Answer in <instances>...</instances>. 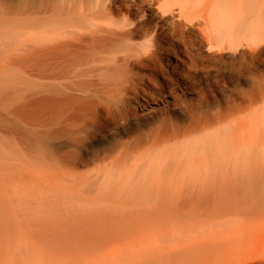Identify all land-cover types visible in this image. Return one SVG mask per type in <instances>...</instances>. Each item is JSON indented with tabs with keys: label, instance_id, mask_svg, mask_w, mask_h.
Segmentation results:
<instances>
[{
	"label": "bare ground",
	"instance_id": "bare-ground-1",
	"mask_svg": "<svg viewBox=\"0 0 264 264\" xmlns=\"http://www.w3.org/2000/svg\"><path fill=\"white\" fill-rule=\"evenodd\" d=\"M262 209L264 0H0V264H221L188 226Z\"/></svg>",
	"mask_w": 264,
	"mask_h": 264
},
{
	"label": "rangeland",
	"instance_id": "rangeland-1",
	"mask_svg": "<svg viewBox=\"0 0 264 264\" xmlns=\"http://www.w3.org/2000/svg\"><path fill=\"white\" fill-rule=\"evenodd\" d=\"M233 214L234 215H238V216H234ZM226 215H224L225 218H224V216L223 217L221 216L220 219H215L217 217H215L214 219L211 218L210 221L213 220V223L211 222L212 226H211V224H208V226H207L206 220L204 222L200 221V222H202L204 224V226H202L201 230L204 227L206 232H205L204 229H203L204 231L202 230L203 232L199 231L200 230L199 227H201V225H203L202 223L196 222L194 224H191V226L193 225V227L191 228L192 232L189 231L191 226H188L189 228L187 229L186 235L188 236V234H189L190 236H194V235L195 236H200V235H203V234H207V232L209 233L210 230L213 231L215 229L218 230V229L222 228L223 229V230L221 229L222 232L220 230L218 232L226 233V232L230 231V233H231L230 236H231L232 240H227V238H225V241L221 245L219 250H214L213 249V250H210V251L207 252L209 254V256H211V257H219V260L221 261V264H237V263L238 264H242V263L243 264H264V227L260 231L254 232L253 229H251V226H250L251 222L248 219L245 220L246 216H247V218H249V215H247V214H242L241 215L240 213H238L236 211H234V212L232 211L231 213H228ZM228 215H229L231 220L229 219ZM240 215H241V218H240ZM221 219L223 220V222H222ZM226 219H227V221L225 222ZM228 219L230 220V222H228ZM214 220H216V221L219 220V221H221L222 225L223 224L224 225L222 226V225L216 224L215 223L216 221L214 222ZM234 220H236V221H234ZM259 220L264 221V209H262L260 211ZM207 221H209V220H207ZM210 221H209V223H210ZM231 221H232V223H231ZM240 221H241V223L243 222L241 227H244L243 228L244 235H242L243 237L238 236L239 234L236 231V229H237L236 225ZM236 222H238V223L235 225ZM217 223H219V222L217 221ZM225 223H227L226 226H225ZM195 224H198V225L196 226ZM199 224H201V225H199ZM213 225H214V227H213ZM205 226H207V227H205ZM220 226H221V228H220ZM234 226H235V229H234ZM212 227H213V229H211ZM216 227H218V228H216ZM207 229L208 230L210 229V230L208 231ZM194 231H195V233H194ZM253 238H254V240H253ZM230 249H231L232 252L230 251Z\"/></svg>",
	"mask_w": 264,
	"mask_h": 264
}]
</instances>
